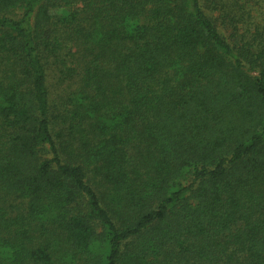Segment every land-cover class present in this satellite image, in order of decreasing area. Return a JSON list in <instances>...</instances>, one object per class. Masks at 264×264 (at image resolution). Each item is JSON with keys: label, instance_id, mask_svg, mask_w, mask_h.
I'll list each match as a JSON object with an SVG mask.
<instances>
[{"label": "trees", "instance_id": "obj_1", "mask_svg": "<svg viewBox=\"0 0 264 264\" xmlns=\"http://www.w3.org/2000/svg\"><path fill=\"white\" fill-rule=\"evenodd\" d=\"M0 264H264V0H0Z\"/></svg>", "mask_w": 264, "mask_h": 264}]
</instances>
